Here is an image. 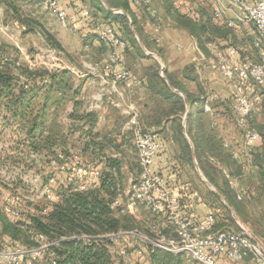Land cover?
I'll return each instance as SVG.
<instances>
[{
	"label": "trees",
	"instance_id": "1",
	"mask_svg": "<svg viewBox=\"0 0 264 264\" xmlns=\"http://www.w3.org/2000/svg\"><path fill=\"white\" fill-rule=\"evenodd\" d=\"M93 1L96 3V8L105 10L100 0ZM107 1L110 5L113 3L112 5L122 6L125 10L129 8L127 1H120V4H116L113 0L112 3L110 0ZM169 8L178 26L196 37L200 48L206 54H209L207 44L215 41L216 36L231 38V41L235 37V26H228L227 18L216 16L212 1H206L203 5L199 4L197 9L195 7L194 17L189 16L184 10L175 8L172 0H169ZM111 15V18H107L106 21L119 23L116 26L122 34V38H124V33L132 37L133 33L128 17L124 14L111 13ZM132 22L146 47L152 50L150 37L143 36L136 18L132 17ZM50 39H53L56 45L61 47V44L54 37H50ZM125 40L128 42L126 53L132 47L136 56L148 57L136 37L133 36L131 40ZM229 46L237 47L236 41L228 43L226 47ZM244 48L245 51L238 48L242 60H259V47L256 46L255 39L250 46L246 45ZM6 49L5 46L0 47V117L3 116L4 122L11 120L22 123L26 130V141L29 143L27 147L37 154L48 150L51 153L52 150L56 149L55 145L63 147L68 143L75 144L79 141V138L70 140L65 133V130L75 132L79 127L75 125L66 127L65 123L58 120L60 108L67 97L64 88L69 90L73 97L77 94V91L72 92L73 84L66 78L67 71H49L42 68L30 70L26 67L22 69L20 66L21 73L25 75V79L22 80L13 70L14 60L13 63L4 61V57L8 55L5 52ZM145 73L150 98L144 105L142 115L139 118L140 124L156 127L157 133L165 142L166 147L171 142L175 143L177 152L175 157L180 158L182 164L184 162L194 164L196 159L208 180L218 188L239 217L248 218V205L241 200L242 198L239 199L234 183L219 178L220 170H228L231 176H237L238 173L245 171L249 165L259 172V176L264 177V123L257 122L256 112L249 117V126L260 132V138L247 150H234V145H225L224 138L215 123L216 112L205 109V98L189 92L184 83L169 73L167 69L164 72L165 77H163L158 65L157 67L146 66ZM195 74L196 68L193 64L184 70L185 77L198 81V76ZM46 76L50 79L49 84H43ZM37 82H41V85L35 86ZM172 86L183 94L175 91ZM58 92L63 95H57ZM184 95L187 96L191 104L186 125L183 117L188 111V107ZM230 100L231 107L228 102V105L223 107L226 110L224 113L228 115L232 113L236 117L233 112L234 97L232 96ZM196 102H199L200 106L195 107ZM263 103L264 100L262 106ZM78 105L76 102V106ZM211 106L213 109L217 108L216 105L213 106L212 104ZM216 111L220 112L221 110ZM50 113L54 114L52 121H49ZM73 114L72 112L71 116ZM75 116L80 115L76 114ZM94 123L95 121H93ZM90 136V142L86 143L85 148L93 145L99 151H103L107 146H113V139L103 137L99 132ZM114 146L118 148L119 144H114ZM62 151L69 153V151ZM235 153H238L240 157H235ZM121 159V157H108L106 168L102 170L100 189L98 185L95 190L90 191L69 190L63 194V200L55 204L48 212H41L39 215L32 216V227L49 238L61 239L62 237H71L74 234H86L97 238L89 242L72 238L60 241L53 248L57 264H115V252L110 249L114 242L110 238L102 236L111 232L127 230L135 216L131 213V216L129 215L124 220L121 216L116 215L110 205L113 197L118 194V189L123 187ZM256 184L261 186L262 192H264V178L259 179ZM196 189L198 190V188ZM199 193L201 194L200 191ZM203 194L201 195L205 198L219 199L212 191ZM179 198L185 210V201L188 199L186 197ZM222 207L227 209L224 205ZM212 214L214 215V213ZM226 214L227 216L222 215L221 219H218V214L214 215L216 219L215 229L224 228L228 225L227 219H230L228 209ZM154 215L159 217L161 214ZM4 219L0 214V228H2L3 233L10 237H16L19 232L17 226ZM167 226V228L166 225L163 226L166 233L169 232L166 229H170L171 225L168 223ZM255 233L262 238L257 232ZM147 248L146 252L151 264H185L184 253L176 254L153 246ZM40 264H48L47 259H44Z\"/></svg>",
	"mask_w": 264,
	"mask_h": 264
},
{
	"label": "built area",
	"instance_id": "2",
	"mask_svg": "<svg viewBox=\"0 0 264 264\" xmlns=\"http://www.w3.org/2000/svg\"><path fill=\"white\" fill-rule=\"evenodd\" d=\"M5 0H0L4 3ZM77 6V11L87 18V22L96 31L98 38L107 48L109 57L105 69L116 85L118 82L132 84V75L126 65V48L128 42L122 38L116 24L104 21L99 22L91 9L81 6L83 0H67ZM144 6V10L153 14L151 0H139ZM175 8L184 10L189 16H195V7L192 0H172ZM203 5L206 1H212L213 5L218 0H197ZM60 0H50L49 4L54 9L60 24L64 27L75 25V16L70 15L65 9L59 6ZM243 12V18L251 21L256 29V46L259 47V60H242L239 49L229 46L219 57L218 68L222 75L232 84L235 89L233 112L239 127L244 133L243 150L255 144L260 138V132L250 127L249 117L260 109L264 100V0H231ZM0 7V15L2 14ZM216 16L222 17V10L215 9ZM228 26L236 25L234 20L227 19ZM0 31H8V27L3 24L0 18ZM52 52V51H51ZM12 56L6 55L4 61L13 63ZM14 66H21V60L15 59ZM54 64H46L49 71L57 70ZM36 64H31L30 70L38 69ZM96 64L95 69L99 68ZM41 68V67H40ZM59 68V67H58ZM62 69V67H60ZM59 68V69H60ZM66 68V67H63ZM22 77V76H21ZM115 103V102H114ZM117 106H120L116 103ZM207 109H210L206 105ZM129 118L125 127H132L135 133V143L138 151V166L140 174L137 179L132 180L127 190L128 204H123V196L120 193L114 198L110 205L114 211L120 213H130V210H138L139 204H144L152 213L160 215L163 212L168 216L175 227L176 237L161 234L157 239H149L141 236L150 246L164 249L173 253H185L198 261L200 264H238L249 257L252 264H264V239L255 232L241 225L240 230L231 228L215 229V216L210 213L203 218H194L185 214L184 205L181 199L176 196L170 186L169 180L164 174L154 169V161L158 154L165 150V142L157 133L155 127H145L140 124L139 110L133 104H128L124 111ZM235 157H240L235 153ZM52 171H60L64 175V183L72 191L95 190L100 182L102 169L93 163H84L80 157H74L70 153L60 151L58 157L51 160ZM50 185L56 182L55 174L50 173ZM46 195L49 198H42L47 201V206L41 211L48 212L55 204L63 200L62 195L55 193L51 188H47ZM239 198H241L239 196ZM38 198L32 196H22L17 194L13 198H6L4 212L7 215L21 217L28 204H34ZM127 207V208H126ZM34 230V227H32ZM36 233L41 241L35 245L27 247L17 240L10 239L7 243H0V264H40L47 259L48 264H57V259L53 248L60 241L68 238L82 239L89 242L96 238L86 234H74L71 237L52 239L45 234ZM129 232L119 231L107 233L102 237L110 238L114 244L110 249L115 253L124 254L127 250L116 248L118 238L127 236ZM46 238V241H43ZM97 239V238H96ZM142 252V250L140 251Z\"/></svg>",
	"mask_w": 264,
	"mask_h": 264
},
{
	"label": "crops",
	"instance_id": "3",
	"mask_svg": "<svg viewBox=\"0 0 264 264\" xmlns=\"http://www.w3.org/2000/svg\"><path fill=\"white\" fill-rule=\"evenodd\" d=\"M20 1L21 0H6L4 3H0V7L3 11V13L0 15V18L3 24L8 27V31H0V40L6 44H19L17 47L20 49V51H15L17 54L20 52L22 55H26V50L23 48V46H20V40L17 42L16 32L14 31L17 30L18 32L26 33L27 23L25 22L27 21H31L30 33H37L41 37V40L46 42L49 48L47 51H58L51 46L52 42L54 41L53 39H50V37H54V39H56L60 44L61 39L57 36V34L54 33L55 30L49 28V25L52 26L51 22L50 24L47 22V20L50 21V19L53 18L61 31L63 29V32H65L66 35L69 34L68 36L76 38L80 41V44L83 41V48L85 50L88 49L90 51L88 53L94 52V55L98 58H102L103 56L102 62L99 63L100 67L94 69L95 72H81L75 68H62L55 71H67L66 78L70 74H73L84 79L82 80V83L78 84L77 86L72 85V92L77 91V94L74 97L72 94L71 96L67 95L66 100L64 99L61 107L64 112L63 115L59 116L58 120L65 124L68 123L69 126L75 125L79 127V129L75 132H68L65 130L66 136H69L70 140H73L75 136L79 134V141L75 144L68 143L66 146H63L64 150L70 152L71 149H77L79 154L85 157H81V160L84 163H93L94 165L101 167V169L102 167L105 169L107 164L106 161L110 156L106 154L107 152L105 150L99 151L96 146L93 145H89L85 148L86 143L88 141L90 142V135L99 131V133H103L101 128L99 130L98 126H100V124L106 123L112 128V126H115L120 122L123 123L124 121H127L129 116L128 114H123V112L124 108H126L128 104H133L138 108L140 118L144 105L149 101L150 98V93L146 86L145 65L147 64L144 62L145 58L136 56L131 47V50L126 53V65H129L130 67L129 70L132 75V84L129 86L127 83L118 82L116 85H114L108 74V71L103 66V62L106 63V60H108L109 53H106V51L102 48H96L95 43H98V45H100L99 47L107 46L99 40L96 31L87 22V18L82 16L77 11V6L75 4L67 0H60L59 2V6L61 8L65 9L70 15L75 16V25L64 27L60 24L54 9L50 6V0H24L32 7L31 12L33 15L30 19L26 17L27 15L24 13L22 5L19 4ZM126 1L129 4L128 10H125L119 5H108L102 0H100V2L104 6L105 10L96 8V3L93 0H83V4H81V6L91 9L93 13L96 15L98 14V16L105 20L107 18H111V13L126 15L131 21V24H133L132 17L136 18L138 27L143 33V36L145 35L150 37V39H148L150 40L152 50H156V53L165 60L166 69L168 72L178 80L182 81L189 92L197 95L198 97L205 98V109L207 111L216 112L215 123L218 126L221 136L224 138L225 145H234L229 140L230 137H228L229 135L226 129L228 128L226 125H229L231 118L228 114L224 113L226 110L223 109L224 106L228 105V102L230 103L231 107L230 94H227L223 91V93L218 96L215 92L213 93V86L210 87L207 84L205 85L204 80L209 79L208 83L212 81L211 75L214 76L215 69H213V67L215 66H213L211 63L213 60H215V58H219L226 51V46L228 43L230 44V42L236 41L237 48L240 50L242 49L243 51H245L244 47H246V45L250 46L252 41L256 38V29L254 24L251 21L245 20L243 18L242 10L237 5L233 4L231 0H218L214 4L215 9H221L223 12L222 17L234 20L236 23L234 30L235 37H233L231 41V38H222L216 36L215 41L207 44L209 54H206L200 48L197 38L192 36L186 29L178 26L174 16L172 15V11L169 8V0H151L153 14L147 13L139 0ZM196 4L199 6L198 1H196L194 4L195 7ZM115 24L119 23L117 22ZM134 27L132 28L134 29ZM77 32L79 33L77 34ZM136 36L139 40L141 39L140 34L139 36L136 34ZM144 45H142V47L147 53L148 48L146 45ZM156 45L159 47L156 48ZM59 48L63 49L62 44ZM191 64H193L196 68L195 75L198 76V81L194 79H188L184 76L185 68ZM217 72L222 75L220 70ZM49 83V77H44L43 84ZM88 84H93V89L88 90ZM37 85H41V82H37L35 86ZM65 90L66 94H68L69 90ZM227 90L229 91V89ZM76 102L79 104L78 106H76ZM116 103L121 105L119 107L122 111L117 108ZM212 104L213 106H217V108H214L215 110L212 108ZM206 105H208L210 109H207ZM197 106H200L199 102L195 103V107ZM112 110L118 112L120 111L121 114L115 115L113 114ZM216 110L221 111L217 112ZM72 112L75 115L77 114L80 116H75L74 114L71 116ZM53 119L54 114L50 113L49 121H52ZM183 119L184 124L186 125L188 117L185 120L184 115ZM93 121H95L94 124ZM117 131L122 132L123 130L120 128ZM170 144H167V147L165 148L166 150L161 151L156 157L153 165L154 169L166 176V178L169 180L172 191L176 196L186 197L188 199L185 201V214L187 216L189 214V216L199 219L210 213H213L210 203L199 193L195 186H193L192 182L190 180H183L182 177L180 178L179 173L176 172L178 171V166L177 163L175 165L171 162V156L169 153L170 150L172 153L174 152L170 147ZM172 145L173 147H176L175 143H172ZM124 147V144H122L119 146V149ZM110 148H112V146ZM112 149L114 152H116V155H118L119 158L122 156L123 153L121 151L118 152L116 149ZM101 180L99 182V189L101 186ZM120 191L121 188L118 189V194L122 193ZM117 195L113 198H116ZM135 212L136 210H130V214H134ZM115 213L118 216V212L115 211ZM156 218L163 220L161 223L168 227L167 224L170 222L167 221L168 217L164 212Z\"/></svg>",
	"mask_w": 264,
	"mask_h": 264
},
{
	"label": "rangeland",
	"instance_id": "4",
	"mask_svg": "<svg viewBox=\"0 0 264 264\" xmlns=\"http://www.w3.org/2000/svg\"><path fill=\"white\" fill-rule=\"evenodd\" d=\"M106 4L109 5L107 0H102ZM112 3V0H110ZM116 4H120V1H126V0H113ZM197 0H192V6H195ZM20 5H22V9L24 10V13L27 15L29 19L33 15L31 12V6L27 4L24 0H21L19 2ZM113 4V3H112ZM196 4V9H197ZM3 13V11L1 12ZM45 15V13H44ZM93 16L99 20V22H104L102 17L96 15L93 13ZM51 18V17H50ZM130 21V20H129ZM47 22L51 25H49L50 29L55 30L52 31L61 39V44L63 46V49H60L55 42H52V47H54L56 50H52L54 52H49V50L46 42H43L41 40V37L35 33H30V26L31 21H27V32L21 33L18 32L16 29V37L17 42L20 40V46L26 50V55H22L20 52L17 54L16 50L20 49L17 47L19 44L16 43H4L0 40V45L5 46L7 49L5 52L9 56H12V58L15 60L20 59L21 60V68L24 69L25 67L28 68L31 64H36L37 68H45L46 64H54L55 63V69L59 70L60 67H66V68H75L76 70H79L81 72H95L94 69L96 67V64L102 62V58H98L93 53L90 52L88 49H84L83 45L84 42L82 41L80 44V41L77 40L74 37L68 36L69 34H65L63 32V29L59 28V26L55 23V20L53 18L47 20ZM130 23V29L132 31V35L137 38L136 34L139 36L138 31L134 27L135 30H133ZM51 26V27H50ZM57 30V31H56ZM79 32H77L78 34ZM122 35V34H121ZM125 39H132V37L126 33L123 34ZM57 37V38H58ZM140 38V37H139ZM138 39V38H137ZM141 46L144 45L142 40L138 39ZM51 44V43H50ZM96 48H102L108 52L107 47H99L98 43H95ZM157 44V43H156ZM0 46V47H2ZM56 46V47H55ZM81 46V47H80ZM145 46V45H144ZM159 46L156 45V48ZM65 50V51H64ZM16 51V52H15ZM62 51V52H60ZM153 52V55L150 53ZM148 57H145L144 62L145 67L146 66H156L158 65L160 69V73L163 70V66L165 64V60L156 53V50H150L148 49V52L146 53ZM107 56V55H105ZM218 60L219 58H215L213 62L211 63L213 66V69H215L214 76H212V81H209V79L204 80V84L209 85L210 87L213 86V93L215 92L218 96H220L223 91L225 93L230 94V99L233 96L235 89L232 87V84L219 72H217L218 69ZM107 63V60H106ZM105 62H103V66L106 65ZM11 67V66H10ZM59 67V68H58ZM127 68L130 69L129 65H127ZM22 69L20 67L16 68V66L13 67V70L16 75H18L22 80L25 79V75H23ZM61 69V68H60ZM166 70V69H165ZM164 70V72H165ZM55 71V70H54ZM15 75V76H16ZM22 76V77H21ZM165 76V74H164ZM69 82L73 84V86H77L78 84L82 83V80H84L81 77H78L77 75L70 74L68 77ZM89 86L88 90L93 89V84H88ZM229 89V91L227 89ZM96 89V88H95ZM94 89V90H95ZM224 89V90H223ZM65 90V88H64ZM71 92H69L67 95L71 96ZM57 95L62 96L63 94L58 92ZM87 95V94H86ZM232 95V96H231ZM222 98V96H221ZM69 101V100H67ZM264 104V103H263ZM121 106V105H120ZM261 109L256 111V118L258 123H264V105L261 104ZM121 110L119 106H117ZM127 108V106H126ZM124 108V111L126 110ZM113 111V114L118 115L121 114L119 111ZM122 111V110H121ZM60 115H63L64 110L61 108ZM125 112H123L124 114ZM125 115H127L125 113ZM230 122L228 126L227 132L228 137H230V141L232 144H234V150L238 149L240 151L243 150V144H244V133L243 130L239 127L236 117L230 113ZM10 118V117H9ZM125 120V118H124ZM3 116L0 117V214L5 218L6 220L14 223L19 232L16 237H10L3 233L2 228H0V243L5 244L10 239H16L20 243L25 244L27 246H35L40 241L41 238L38 236L36 231L32 230V216L33 215H39L41 214V211L44 209L46 203L49 201L42 199V198H49L46 195L47 188H51L53 192L58 193L63 196V194L69 192L70 187L64 183V175L60 171H52L51 167V160L58 157V154L60 151L64 150L63 147L55 145V150H52L53 152L50 153V151L41 152V154H37L33 152L31 149H29L27 146L29 145L26 137V130L24 129V125L22 123H18L16 121L8 120V122H4ZM126 122L123 123L120 122L119 124L112 126H108L106 123L100 124L99 130L103 131L101 133V136H105L106 138L113 139L112 145L114 144L122 145L124 144V148L119 149V147H113L118 152H122L121 160H122V184L123 187H121L122 196H123V204L127 205L128 203V196H127V190L130 187V184L132 180L137 179L140 174V168L138 166V151L136 148V139H135V133L134 129L132 127H125ZM62 127V124H60ZM66 127H69V124H64ZM145 127H150L144 124ZM223 126V125H222ZM154 127V126H152ZM123 130L122 132H118L117 130ZM156 128V127H155ZM100 132V131H99ZM79 134L75 136L73 140L78 138ZM121 136V137H117ZM78 142V141H77ZM73 144V143H71ZM172 151L170 150V156H171V162L173 164L178 166V172L180 175V178L182 177L183 180L191 181L193 186L195 188H198V190L201 192V194L206 193L208 191L214 192L219 199L214 198H205L211 205L213 209V213L218 214V219L222 218V215H226V210L228 209L230 214V219H227L228 225H226L224 228H231L235 230H240L241 225L246 226L249 230L252 232H257L259 235L264 237V192H262L261 186H257L256 182L264 178L263 176H259V172L255 171L251 166H247L246 170L243 172L238 173L236 176H231L229 171H223L220 170V177L224 178L226 180H230V182L234 183V188L236 192H238V195L242 198L241 200L248 205V218H240L239 215L234 211V209L228 204V202L225 200L224 196L219 192L218 188L214 186L206 177L204 171L201 169L200 165L198 164V161L195 159L194 164L186 163L183 164L180 162V158L175 159L176 155V147H173L172 143L170 144ZM176 145V144H175ZM111 147V146H110ZM110 147L105 148L104 150L107 152L106 154L110 156V158H117L118 155H116V152ZM239 152V151H237ZM74 157H84L79 154L77 149H71L69 152ZM85 158V157H84ZM182 165V166H181ZM104 167H102V170ZM222 171V172H221ZM54 173L56 177V182L53 185H50L49 179H50V173ZM256 181V182H255ZM218 191L221 196L217 194ZM119 193V192H118ZM17 194H20L22 196H32L37 201L32 204H28V209H25L22 216L17 218L11 215H7L4 212V204L6 202V198H13ZM119 195V194H118ZM117 195V196H118ZM190 195V194H188ZM204 195V194H203ZM240 199V198H239ZM139 209L134 213L136 216L133 218V222L130 223L129 228L125 232H129L127 236L118 238L116 242V248L119 250H127L126 253L120 254L115 253L114 259L115 264H151L150 260L147 256L146 250L148 249L150 245L145 241L142 240V238L138 237L137 235H132L133 233H138L141 236H145L149 239H157L159 235L166 234L163 228V220L155 218V215L144 205L141 204V202H138ZM226 206L227 209H224L222 206ZM127 208V207H126ZM42 209V210H41ZM120 214V215H119ZM131 216L129 212L127 213H120L118 211V216H121L124 220L128 218V216ZM189 216V214H188ZM168 217V216H167ZM154 218V221H152ZM4 219V220H5ZM152 219V220H150ZM167 221L170 222L169 225H171L170 229H166V231H169L167 236L176 237L177 233L175 230V227L171 223L170 219L167 218ZM167 228V227H166ZM48 237L47 235H45ZM264 239V238H263ZM47 239L44 238L43 241H46ZM142 250V252H140ZM185 257V264H200L198 261L193 259L191 256H188L184 253ZM236 264V263H235ZM238 264H252L249 257L245 258L242 262Z\"/></svg>",
	"mask_w": 264,
	"mask_h": 264
},
{
	"label": "water",
	"instance_id": "5",
	"mask_svg": "<svg viewBox=\"0 0 264 264\" xmlns=\"http://www.w3.org/2000/svg\"><path fill=\"white\" fill-rule=\"evenodd\" d=\"M131 26L133 27V24H131ZM133 30H135V29H133ZM150 54L153 55V53H150ZM165 69H166V66L164 65V66H163V70H162V72H161V75H162L163 77H165V76H164V70H165ZM172 88H173L175 91H177V92L183 94L181 91H179L178 89H175L173 86H172ZM184 98H185V100H186V104H187V107H188V111H187L186 114H185V120H186L187 117H188V115H189L190 102H189L187 96L184 95ZM215 192H217V194H218L219 196H221V194H220L218 191H215Z\"/></svg>",
	"mask_w": 264,
	"mask_h": 264
}]
</instances>
